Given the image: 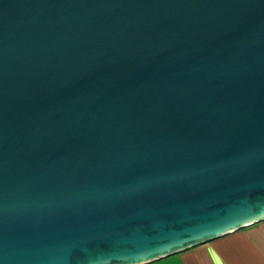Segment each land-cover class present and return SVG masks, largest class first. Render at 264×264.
Segmentation results:
<instances>
[{
    "label": "water",
    "instance_id": "water-1",
    "mask_svg": "<svg viewBox=\"0 0 264 264\" xmlns=\"http://www.w3.org/2000/svg\"><path fill=\"white\" fill-rule=\"evenodd\" d=\"M262 195L264 0H0V264H149Z\"/></svg>",
    "mask_w": 264,
    "mask_h": 264
},
{
    "label": "crops",
    "instance_id": "crops-1",
    "mask_svg": "<svg viewBox=\"0 0 264 264\" xmlns=\"http://www.w3.org/2000/svg\"><path fill=\"white\" fill-rule=\"evenodd\" d=\"M260 264L264 258V221L149 264Z\"/></svg>",
    "mask_w": 264,
    "mask_h": 264
},
{
    "label": "snow or ice",
    "instance_id": "snow-or-ice-1",
    "mask_svg": "<svg viewBox=\"0 0 264 264\" xmlns=\"http://www.w3.org/2000/svg\"><path fill=\"white\" fill-rule=\"evenodd\" d=\"M260 199H261V204H264V195H262ZM209 255H212V256H213L212 264H220V261L215 260V258H214V254H213V253H209ZM260 264H264V258H262V259L260 260Z\"/></svg>",
    "mask_w": 264,
    "mask_h": 264
}]
</instances>
